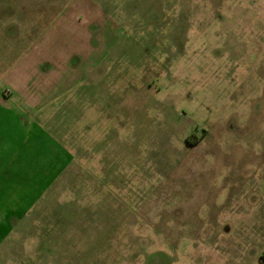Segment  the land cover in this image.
<instances>
[{"label":"rangeland","instance_id":"374dc122","mask_svg":"<svg viewBox=\"0 0 264 264\" xmlns=\"http://www.w3.org/2000/svg\"><path fill=\"white\" fill-rule=\"evenodd\" d=\"M124 1L49 107L76 162L0 264H264V0Z\"/></svg>","mask_w":264,"mask_h":264},{"label":"crops","instance_id":"0c3cea01","mask_svg":"<svg viewBox=\"0 0 264 264\" xmlns=\"http://www.w3.org/2000/svg\"><path fill=\"white\" fill-rule=\"evenodd\" d=\"M125 2L0 0V242L34 212L39 191L74 166L65 130H44L49 107L79 106L76 76L97 73L80 66L93 54V26L107 5Z\"/></svg>","mask_w":264,"mask_h":264}]
</instances>
